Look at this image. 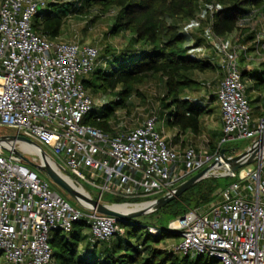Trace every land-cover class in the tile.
<instances>
[{
	"label": "built area",
	"instance_id": "built-area-1",
	"mask_svg": "<svg viewBox=\"0 0 264 264\" xmlns=\"http://www.w3.org/2000/svg\"><path fill=\"white\" fill-rule=\"evenodd\" d=\"M49 1L0 0V127L48 148L60 172L95 190L97 198L86 189L90 197L100 202L106 193L128 200L157 199L219 159L223 144L264 137V114L253 119L239 66L241 56L248 57L251 50L264 63L261 9L239 21L250 27L249 22L259 21L251 27L249 43L235 34L230 41L214 32L209 20L218 9L214 4L201 2L187 24L193 31L209 20L205 41L220 55L223 72L215 92L223 134L214 152L192 144L179 151L156 129L158 115L135 123L126 111L121 116L117 110L111 131L84 123L99 109L82 79L105 64L94 45L62 36L53 40L34 30V16ZM209 171L234 181L218 191L217 201L171 220L168 229L179 241L166 248L190 259L264 264V148L253 164L235 172L221 167ZM79 204L83 210L71 206L24 157L0 147V254L10 264H53V232L67 233L82 220L89 225L92 244L123 232L116 217ZM148 231L161 234L153 224Z\"/></svg>",
	"mask_w": 264,
	"mask_h": 264
},
{
	"label": "trees",
	"instance_id": "trees-1",
	"mask_svg": "<svg viewBox=\"0 0 264 264\" xmlns=\"http://www.w3.org/2000/svg\"><path fill=\"white\" fill-rule=\"evenodd\" d=\"M201 2L218 7L209 19L218 36L228 38L235 34L242 42H251L253 31L247 26H240L239 21L254 8L264 13V0H51L34 16L33 28L55 40L64 34L70 17L78 14L103 17L114 11L112 16L107 17L111 22V35L124 36L127 44L121 49L108 47L105 57H101L105 66L82 79L92 96H111L114 100L90 112L84 123L111 131L113 125L110 121L116 117L115 111L125 108L129 115L132 98L144 101L147 84L158 81L162 86L158 116L166 118L182 132L199 134L206 111L190 93L205 84L197 78L198 74L221 68L193 52L203 42L208 45L204 37L208 17L195 31L186 29L199 13ZM196 31H200L199 34ZM212 97L215 98V95ZM210 146L208 150L214 152L215 146ZM222 147H225L224 144ZM239 151V148L228 146L226 154L233 155ZM28 166L44 176L30 163ZM220 187L218 178L205 179L160 208L157 212L161 213L160 217L166 215V218L152 221L161 231L157 236L149 233L150 224L144 225L136 218L119 221L123 232L116 233L109 241L89 242L82 249L80 243L86 239L85 228H89L85 220L74 223L67 233L55 231L50 239L53 264H216L217 261L212 258L190 259L159 245L168 239L178 238L175 232L168 229L171 220L184 215L189 209L209 204ZM111 201L143 202L120 197H113ZM142 228H145L144 233L140 232Z\"/></svg>",
	"mask_w": 264,
	"mask_h": 264
},
{
	"label": "rangeland",
	"instance_id": "rangeland-1",
	"mask_svg": "<svg viewBox=\"0 0 264 264\" xmlns=\"http://www.w3.org/2000/svg\"><path fill=\"white\" fill-rule=\"evenodd\" d=\"M110 27H111V22H110V19H108L107 17H94L93 18V17L86 16L85 14H78L68 19L64 34L62 35V38L65 40H69V41L80 40L83 43L94 45L99 48L101 57L104 58L105 55L107 54L106 50L108 49V47L121 49L127 44V40L125 39L124 36L122 35L112 36ZM199 32L200 31H196L195 33L199 34ZM193 52L197 57L210 59L212 63H215L221 66L220 55L217 53V51L214 48L208 45L205 46L204 42L201 45H199L196 49H194ZM222 75H223L222 68L216 69L215 71H208L203 74H198L197 75L198 79L204 78V81L208 80V83L206 85H203L198 90H195L194 91L195 94L193 98L197 102L203 103L209 99L208 96L215 95L216 94L215 93L216 91L215 79H218ZM145 91L147 93V98L144 100L145 102L142 101L141 99H137V97L132 98L133 106L131 109V113L129 115L132 121H134L135 123H142L150 115H158L157 110L159 109V95L162 93V86L159 84L158 81H151L145 87ZM93 98H94L95 106L97 109H100L101 107H103L105 103L107 104L109 101L114 100V98L111 96L104 97L101 95L93 96ZM125 111H126L125 108L118 109V112L120 113L121 116L125 115L124 114ZM156 129L158 130L157 125H156ZM15 134H16V131L13 129L6 128V127H0L1 136H8V135H15ZM202 134L204 133H201L200 135H197V136L189 137V140L192 141L191 143L195 147L200 148V149L208 145V139H209L208 136L202 135ZM252 142H253L252 139H239V140L225 143L224 146L225 147L229 146L231 148H236V149L239 148L240 149L239 152H241L242 150L246 149ZM188 143L190 144V142ZM16 149L20 151L21 153H23L27 162L33 165L34 168L36 167L33 163L35 164L40 163L39 157L33 154H30V153L24 152L22 149L19 148L18 145H16ZM44 149L49 153L48 148L44 147ZM49 154L52 155L51 152ZM52 157L55 158L54 155H52ZM44 176L47 177L45 174ZM67 176L70 177L69 175ZM213 177L218 178L221 184V187L215 192V198L213 200V201H217L218 191L223 189L225 185L227 186L231 182H233L234 178L228 177V176H213ZM47 178L51 182V185L54 188V190H56L61 196H63V198H65L70 203L71 206H73L74 208L83 210V207L79 204L77 199L71 196L66 190L56 185L49 177ZM209 178L211 177L204 178L201 181L205 179H209ZM85 187L87 190L91 192L92 196L97 198V193L95 192L93 188H91L87 184H85ZM113 197H114L113 195L106 193L103 196L102 202L106 204H113V203H110L112 202L111 198ZM151 198L153 199L155 197H143V198H140L139 200L146 201ZM158 210L149 212L148 214H145V215L138 216L136 217V219L141 220L144 225L152 224V221H156L159 218L161 219L163 216L162 215L160 217L161 213H158L157 212ZM164 218H166V215L162 218V220H165ZM85 231H87V228H85ZM140 232L144 233L145 228H142ZM177 241H179V238H176L175 240L168 239L160 243L159 246L161 247L170 246L176 243ZM0 264H10V263L6 261L2 256L0 258ZM216 264H221V262H217Z\"/></svg>",
	"mask_w": 264,
	"mask_h": 264
},
{
	"label": "water",
	"instance_id": "water-1",
	"mask_svg": "<svg viewBox=\"0 0 264 264\" xmlns=\"http://www.w3.org/2000/svg\"><path fill=\"white\" fill-rule=\"evenodd\" d=\"M17 143H26L30 146L36 148L40 155V163L35 164V167L42 173H44L47 177H49L56 185L60 186L64 190H66L71 196H73L79 203L85 204L88 208L92 210H96L99 213L110 215L116 217L119 221L134 219L138 216L148 214L149 212L156 211L162 207H164L169 202L180 197L185 191L190 189L196 183L201 181L207 177H213L214 174L210 172V169L221 167L226 170H230L232 172L237 171L238 169L253 164L260 156L263 148H264V137L261 139H257L252 142L246 149L241 152L233 155H227V148L223 147L220 151V158L210 164L208 167L203 169L202 171L194 174L188 180L184 181L182 184L178 185L174 189H172L167 194L150 201L151 206L143 209H139L130 213H122L113 208L114 205L121 204H132V203H113L106 204L100 202L98 199L92 198L90 196L84 195L78 190L74 189L63 177L61 172L57 168H54L48 161L51 159L50 154L37 142L29 139L27 137L21 135H8V136H0V147L5 149L6 151H12L22 157H24L23 153L16 149ZM25 158V157H24ZM26 159V158H25ZM52 160V159H51ZM56 164V163H55ZM57 166V165H56ZM135 203V204H142ZM147 203V202H144ZM149 203V202H148Z\"/></svg>",
	"mask_w": 264,
	"mask_h": 264
},
{
	"label": "crops",
	"instance_id": "crops-1",
	"mask_svg": "<svg viewBox=\"0 0 264 264\" xmlns=\"http://www.w3.org/2000/svg\"><path fill=\"white\" fill-rule=\"evenodd\" d=\"M255 22L259 21L253 20L252 22H249L248 25H251V27H255L256 25H258V23ZM247 27L251 28L250 26ZM228 40L232 41L230 37H228ZM247 56L248 57L241 56L239 66L243 73L244 83L247 87L246 94L250 104L252 117L253 119H257L264 114V63L257 59L252 50L249 51ZM222 77L223 75L218 79H215L216 90ZM199 80L204 81V78ZM204 83V85H206L208 83V80L204 81ZM194 94L195 92L190 93V96L193 98ZM208 98L209 99L205 102L200 103L204 107L206 112L202 116V131L199 134H195L192 131L182 132L180 128L170 124L166 120V118L159 116V120L157 123L158 131L166 137L167 142L172 147L176 148L179 151H183L189 144L188 142L192 144V141L189 140L190 136H197L201 133H204L202 135H206L209 138L206 148L209 149V145L215 146V149L217 148L223 134L221 109L216 94L215 98H213L212 95L208 96ZM84 234H86V239L80 243V249H82L89 243V228L87 229V231H84Z\"/></svg>",
	"mask_w": 264,
	"mask_h": 264
},
{
	"label": "bare ground",
	"instance_id": "bare-ground-1",
	"mask_svg": "<svg viewBox=\"0 0 264 264\" xmlns=\"http://www.w3.org/2000/svg\"><path fill=\"white\" fill-rule=\"evenodd\" d=\"M16 145L19 146L20 149H22L24 152L26 153H30L33 154L37 157L40 158L39 152L36 148H34L33 146H30L26 143H17ZM49 163L54 167L57 168L56 164L54 163L53 160H51L50 158L48 159ZM62 174V177L76 190H78L79 192H81L84 195H91L81 184L77 183L73 178L68 177L67 175ZM151 206V203L147 202V203H142V204H121V205H114L113 208L117 211H120L122 213H130L139 209H143V208H147Z\"/></svg>",
	"mask_w": 264,
	"mask_h": 264
}]
</instances>
